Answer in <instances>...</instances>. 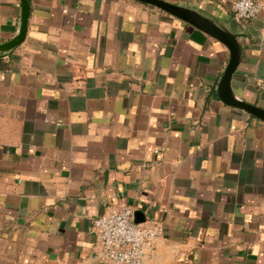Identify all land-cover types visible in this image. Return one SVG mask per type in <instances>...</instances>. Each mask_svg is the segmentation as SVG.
Instances as JSON below:
<instances>
[{
    "label": "crops",
    "instance_id": "1",
    "mask_svg": "<svg viewBox=\"0 0 264 264\" xmlns=\"http://www.w3.org/2000/svg\"><path fill=\"white\" fill-rule=\"evenodd\" d=\"M243 48L235 96L264 109V0H164ZM21 0H0V44ZM231 54L137 0H30L0 56V264H102L95 221L133 208L162 235L144 264H264V122L219 98ZM134 216V217H135Z\"/></svg>",
    "mask_w": 264,
    "mask_h": 264
},
{
    "label": "built area",
    "instance_id": "2",
    "mask_svg": "<svg viewBox=\"0 0 264 264\" xmlns=\"http://www.w3.org/2000/svg\"><path fill=\"white\" fill-rule=\"evenodd\" d=\"M259 0H235L233 13L237 22L261 15ZM133 208L121 205L109 208L95 221L98 259L105 264H144L153 255V242L162 235V226L154 221L135 222Z\"/></svg>",
    "mask_w": 264,
    "mask_h": 264
},
{
    "label": "water",
    "instance_id": "3",
    "mask_svg": "<svg viewBox=\"0 0 264 264\" xmlns=\"http://www.w3.org/2000/svg\"><path fill=\"white\" fill-rule=\"evenodd\" d=\"M137 1L154 6L172 16H175L222 42L230 51L231 59L219 85V98L226 105L243 110L256 119L264 122V109L238 99L232 88V78L240 64L243 53V48L236 35L213 18L204 16L190 8L174 5L164 0ZM29 15L30 0H21V24L19 33L12 40L0 44V56L10 53L25 41L28 31ZM135 222L139 224L136 219ZM95 256L98 258L97 253Z\"/></svg>",
    "mask_w": 264,
    "mask_h": 264
}]
</instances>
